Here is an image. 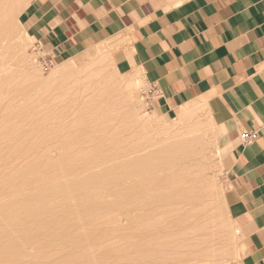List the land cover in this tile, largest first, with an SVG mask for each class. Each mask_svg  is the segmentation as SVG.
Instances as JSON below:
<instances>
[{
  "label": "rangeland",
  "instance_id": "374dc122",
  "mask_svg": "<svg viewBox=\"0 0 264 264\" xmlns=\"http://www.w3.org/2000/svg\"><path fill=\"white\" fill-rule=\"evenodd\" d=\"M29 3H30V0H9V4L6 5L8 7L5 6L6 11L4 10L5 13L3 14V17L0 15L2 18V19L0 18V20H2L1 22L3 23V25L8 27V29L10 31L9 33H11L10 34L11 38L10 37L7 38V37H3V36L0 37V79H1L0 80V109H1L0 110V116L2 117V119L0 117V119H1L0 120V124H1L0 125V131H1L2 126L5 123L6 119H8V117L9 118L10 117H20L21 114L23 117H24V115H26L24 117V119L28 117L27 119H25L26 121L25 120L23 121V117H20L21 121L23 122V125L26 127L25 129H27V127H28L26 125L31 124V122H29V121L32 119L33 120V121L31 120L32 124L36 120L39 122L36 121L35 123L41 122V124H42V122H44L42 124L43 129L40 126V128L42 129L43 132L49 131L47 133L51 134V133H53L52 131L55 128L58 129V127L59 126L61 127V125H63L61 128L64 131L66 129V127H64V126L68 125L69 121L71 122V121H74L76 119L78 109L81 107V105L83 103L87 102L88 99L90 100V99L94 98L96 95L107 94L108 92H111L112 89H114V87H117L119 90V93H120L119 95L122 94L121 96H124V97L120 98L121 96H119V98H120L119 101L115 102L117 104V107H116V105H114V106L111 105L110 108H108L111 117L116 116L113 118V119H115L114 123L112 124L114 127L112 126L113 128L111 129V131H113V132H110V135H111V133L113 135L116 134V136L119 138V139H117V137L114 136L116 138V140H118V141L120 140V141L124 142L123 143L124 148L122 147L121 148L122 151L120 150L121 154L123 151L124 152H123V157H121L122 155L119 152L118 155H121L120 157H118V155L116 154L112 158H110L109 160L106 159L104 161L105 163H102L103 162L102 161L99 163V165H96V166L90 165L89 167L86 166L85 168H81L84 170H81L80 168H78L79 173L76 170L75 172L72 173V175H71L72 177L70 176V174H69V176L67 175L68 172H58L59 174H56L58 179L52 178L49 180L47 179V181H46L47 177L45 175H48V174H46L44 172H41V173L39 172L38 174H36L32 183H30L31 181L29 183H27V185H26L27 190L25 189L26 191H24V189H23V191L21 193L26 192L28 194L30 192L39 191L41 189H44L47 186H51V185L53 186L59 182L66 184L67 182H69L70 179H73L74 177L76 179H84V177L86 178V175L88 177L91 174L102 173V171L105 172V170L107 168L108 169L119 168V166L122 167L123 165H125L126 161H128L129 164H131L137 158L142 159L145 156H146L145 158H147L148 156H151L152 154H154V151L156 153L157 151L162 150L163 148L166 149V146L168 147V146H171L175 143H179V142L184 141V140L187 141V139L189 140L194 136H202V138L203 137H204V139L206 138L207 140L205 139V141L210 143L209 144L210 145V151L207 152V155H199L200 157L199 156H194L193 158L192 157H189V158L188 157H180L182 159L178 158V161L180 159L181 164H179L180 162L177 161V163L175 165V169L180 167L179 170L182 171L181 172V174H182L181 179L183 180L182 182H184V180H185V182H187V184L190 183L189 187L185 183H182L184 190H188V189L191 190L192 189L195 191H200L201 195H203L205 193H208V194L204 195L205 199H204V196H203V198L201 196L200 201H198L197 203H193V206H195V207L198 206V208H201V211L198 208H197L198 210H196L194 207H190V202L185 201L183 199H181V201H180V199L177 200L176 203L173 204V206H170L171 212L175 213V212L180 211V210L184 211L185 210L184 208H186V211H184L183 214L181 213V211L179 213L183 216L185 215V212L188 214V215L187 214L185 215L187 219L184 218V224L186 225V223L188 222L187 228L184 225V226H179V227L175 228L176 231L173 229L170 230L173 233V235H172V233H170L171 234L170 236L172 237V241L169 240L171 237H169V239L165 240L166 239L165 237L167 236L166 232L168 233L170 231L167 229H166V231H163V230H165V228L163 227V223L160 224L161 225L160 226L159 222L157 221L160 219L159 218L160 215L162 217V213L161 214L159 213L158 214L159 216H156L155 221L153 220V221L149 222V220L148 221L145 220V222L142 223L143 224V227H142V224L139 223L140 221L138 220L137 216L141 213H143V215H144L147 212L144 209H143V211H144L143 212L142 209H140L139 207H137L134 204L133 205L131 204V206H130V204L124 205V199H125L124 197L126 194L125 192H126V190L131 189L133 187V185H135V181H136V178L134 176H131L129 179L123 180L122 183L119 186H117V188H115L114 190H112V191L108 190V191L104 192L107 194H102L100 197L95 196L92 198L96 204H104V208L100 209L99 212H98V210H95V209L94 210L92 209L93 210L92 211L91 208L89 210L86 208L83 210H79L81 212L78 211L79 213H77L76 217L71 219V221L69 220L70 222H72L73 220L76 221V219H79L80 221H78V220L77 221H78V223L80 222L81 224L80 223L77 224L76 222H72L74 224V225H72V227L73 226L75 227V224H77L76 225L77 227L71 228L70 227L71 224H69L67 226L66 224H68V222H65V224L63 222H61V223L56 225L57 230H60V228L62 230H65V231L70 229V230H68L67 233L69 234L70 241H74V242H70L73 245L72 244L70 245V243L68 242L69 240L67 242L60 241L58 243H53L50 245L51 247H49L51 249V252H50L49 248H47L48 252L46 253L45 249L41 252V250L39 249V248H41V247H39V245H40L39 243H36L35 241L33 242V241L26 240L24 242L25 244L23 243L24 245H22V248H23L24 252L26 253L25 256L28 253L27 256L28 257L30 256V257L27 258V256H26L24 258L23 262L26 263L28 261L26 264H33V262L31 260H34L35 262L39 261L36 264H39V263L40 264H48V263H50V264L56 263L57 264L59 261H62V259L67 255V253H69V251H70L69 249L72 250L74 248H76L75 253H74L76 262L72 261L71 262L72 264H76V263L78 264V262L82 263V259L81 260L79 259L80 255H81L80 256L81 258L85 257V260L88 261L86 263V261L83 259L84 264H88V263L91 264L92 262H93V264L94 263L100 264V263H104V261L105 262L111 261L110 264H135V263L136 264H142V262L144 261L142 259V257L147 262L149 259H152V261L149 260L150 263H147L146 261H144L143 264H156V262L153 263V261H155V260L157 261L158 259L159 260L163 259V261L158 260L157 264H165L167 259H168L167 260L168 264H234L235 262H237L246 253L247 246H246V239H245L244 233L236 225L235 221L231 218V216L228 213L227 203H226V199H225L227 184H226L225 161L224 160H225L226 155L229 153L230 147H229L227 141L225 140L224 136L222 135V133L219 131V129L216 128L215 124L213 123V120L211 119V116L209 115L205 105L203 103H199V102H190V103H186L183 105L171 107L170 112L162 113L160 111V109L157 107V99H158L159 93H157L153 89V87H152L149 79L145 75L142 67L137 63V61L134 57V54H133L131 39L129 37H125L124 35H120V36L117 35V36L112 37V38L103 39L99 43L95 44L90 50H88L87 52L80 54L78 56H70V57L55 56L51 51L44 48L43 43L40 42L37 38H35L25 27V24L23 21V15H24L25 10L28 7ZM119 38L122 39V42H121L119 47L108 46L111 43H113L115 40H120ZM119 68H122V70L120 71ZM3 75H5V76H3ZM111 76H112V78H111ZM132 78L135 79V85L138 84V86L134 85V88L132 86V87H129V89H128V87H127L128 81L131 80ZM6 79H8V80H6ZM5 84H6V86H5ZM1 88H3V89H1ZM130 88H132L134 90L136 88L138 91L136 90V92H135V91L131 90ZM109 90H111V91H109ZM130 91L131 92L133 91L132 92L133 94H131L132 97L130 94H129L130 96H128V92L130 93ZM136 93H137V96H135ZM81 97L83 100L81 99ZM86 99H87V101H86ZM9 103H11V104L9 105ZM80 103H82V104H80ZM16 104H18V105L16 106ZM6 105L7 106L9 105V106L7 107ZM65 105H68V106H65ZM79 105H80V107H79ZM5 106H6V108H5ZM27 106H28V108H27ZM23 107L25 108L26 111L23 109ZM9 108H10V110H9ZM36 108H37V110H36ZM41 108H45V109H41ZM48 108H49V111L51 109L50 112L47 111ZM29 109L30 110L32 109V110L29 111ZM112 109H113V111H112ZM119 109H121V110H119ZM4 110H6V111H4ZM13 110L15 111V113ZM17 110H18V115L16 113ZM23 110L25 112H29V113H25ZM60 110H61V113L59 112ZM64 110H65V112H64ZM19 111H21V112H19ZM22 111H23V113H22ZM63 112H64V114H63ZM19 113H21V114L19 115ZM29 115H34V116L33 117L30 116V118H29ZM40 115H41V117H40ZM51 115H52V117H51ZM55 115H58V117H56ZM42 116L45 118H43ZM36 118H38V119H36ZM57 120H58V123H56ZM63 120H64V122H67L68 124L62 123ZM46 121L48 123H46ZM51 121H52V123H51ZM54 121H56V122H54ZM25 122H27V123H25ZM118 122H119V124H118ZM55 124L57 125V127H55L56 126ZM46 126H48L47 128H49L50 130L47 129ZM52 128H54V129L52 130ZM61 128H59L58 131H61ZM57 129L55 131H57ZM120 129L124 130L122 132L125 135H121L122 132ZM113 135H111V136H113ZM126 135H128L126 137L127 139L124 137ZM52 136H53V134L51 135L52 139L51 138H49V139H51L53 141L55 139L56 142L55 141L50 142L51 140L48 139L45 141V143H43V142L41 143L42 146L40 148H43V149L45 148L44 150L40 149V151H39L40 153H41V151L42 152L44 151V155H42L43 157H45V155H48L49 158L47 156L45 158H48V159L52 158L53 162H54V160H55V162H59L63 159L64 155H65V157H68V155L71 156L70 153H72V151L75 152L78 150V149H76V148H78L77 146H75V147L73 146L71 148V146L67 147L66 145H64L65 141L63 138L61 139L59 137L60 138L59 139L58 137H52ZM122 137L125 138L126 140L125 139L123 140ZM31 139L36 140V138L34 139V137H32ZM60 141H62V142H60ZM129 142H130V144H128ZM49 143L50 144L52 143L53 146L52 145L49 146ZM62 143H63V145L59 146ZM57 144H59V145H57ZM127 145L131 149H129ZM47 146L49 147L48 149H50L49 151L46 149ZM136 147H137V151H139L138 153L136 151ZM66 148H67V151H66ZM218 148H220L221 154L217 153ZM59 149H61V150H59ZM46 150H47L46 153H48V154L45 153ZM62 150H63V152H65V153L67 152V153L63 154ZM68 151H69V153H68ZM41 154H43V153H41ZM61 155H62V157H59ZM124 155H126L128 157H126ZM223 155H224V159L222 161ZM39 156H40V154H39ZM114 157L116 158V160ZM58 158H60V160ZM22 159H18L17 164L15 163L14 165L21 166L22 165L21 163L23 162V164H24V162L27 161L28 157L23 159V160ZM129 159H130V161H129ZM183 159H185V160L183 161ZM110 160L115 161V162L112 161L113 166L111 165ZM18 163H19V165H18ZM120 163H122V165ZM126 164H128V163L126 162ZM94 167H97V168L94 169ZM56 173H57V171H56ZM75 173H76V175H75ZM40 175H42V176H40ZM73 175H75V176H73ZM39 176H40V178H39ZM41 177L43 179H41ZM59 177H60V179H59ZM38 179H41V180L38 181ZM127 180H129V181L126 182ZM34 181H36L37 183ZM203 181H205V182H203ZM200 182H203L204 185L208 186V188L204 189L207 186L204 187L203 183H200ZM20 183H19L20 185H23L22 182H20ZM47 183H48V185H47ZM128 183H129V186L127 185ZM34 185H35V187H34ZM118 187H120V188H118ZM121 187H122V189H121ZM202 187H203V189H202ZM196 189H198V190H196ZM201 190H203V191H201ZM204 190H207L208 192L207 191L205 192ZM108 193H110V194H108ZM23 195H25V194H23ZM119 197H121L120 200H119ZM7 199L9 200L10 198H7ZM203 199L206 202L203 201ZM114 200H115V202H114ZM201 200H202V202H201ZM4 201L6 202V198L0 197V204L5 203ZM106 201H107V203H106ZM120 202H121V205L119 207L114 205V204H117ZM180 202L183 204L187 202L188 204H185V206H184ZM200 202H201V204L203 203L204 205L202 204V206H201ZM113 205L116 208L113 207ZM181 205L184 206L183 209L181 208L182 207ZM207 205H208V207H207ZM191 206H192V204H191ZM117 208L119 211L117 210ZM120 208H122V209H120ZM167 209H169V207ZM187 209H188V211L189 210L190 211L187 212ZM137 210H138V212H137ZM161 210H164V209H161ZM88 211H90V213ZM129 211L131 212V214ZM133 211H136L135 214ZM191 211L193 213H191ZM194 211H197V212H194ZM86 212H88V213L85 214ZM206 212H208V213H206ZM106 213H107V215H106ZM110 214H112V215H110ZM128 214H129V216H128ZM90 215L93 217L92 221H90L91 220ZM193 215H195V216H193ZM21 216L23 217L24 214ZM88 216H89L90 220H88V222L86 221V223H85L84 222L85 217L87 220V219H89V218H87ZM96 217H97V220H96ZM104 217H105V219H104ZM116 217H117V220H116ZM195 218H196V220H195ZM102 219H104V220H102ZM188 219L189 220L191 219V220L189 221ZM95 221H96V223L94 225ZM137 221H138V223H137ZM185 221H187V222H185ZM197 221H199V222H197ZM148 222L153 224V225H155V223H157L161 228V232L159 234H157V236H159V238H161L163 241L164 240L166 242L169 241L168 245L171 242L170 245L173 247V248H171V247H169L170 245L169 246L164 245V248H165L164 249L163 246H161L160 252L163 253L162 254L163 257L161 255L160 258H158V259H157V256H156V258L151 257V256H148L146 254H143L139 250L141 245H146V244L149 245L148 243H150L149 242L150 238H151L150 240L152 243L155 239L154 238L155 236L153 234H151V230H150L152 225L150 224L151 226L150 225L148 226V224H149ZM195 222L197 223V225L195 224ZM205 222H207V223H205ZM212 222H213V224H212ZM1 223L3 224V222H0V224ZM89 223H91V224H89ZM106 223H107V225H106ZM144 223L145 224L147 223L146 225L148 226L150 231L148 230L146 225L144 226ZM92 224H93V226L90 227V225H92ZM137 224H139V225H137ZM200 224H202V225L200 226ZM206 224H208L209 226H207ZM64 225H65L66 229H64V227L62 228V226H64ZM79 225H81V226H79ZM30 226H31L30 230L33 231L34 226L33 225H30ZM204 226H206V227H204ZM79 227L81 228V230L83 229L82 230L83 232L79 231V229H80ZM86 227L88 228V233L86 232V230H87ZM93 227L97 228V230H95V228H93ZM135 227H137L136 230H134ZM140 227H142V228H140ZM162 227H163V229H162ZM211 227H214V228L212 229ZM182 228H183V230H182ZM197 228H199V229L197 230ZM203 228L207 232L205 230H204L205 231L204 232ZM141 229H143V230L147 229L146 231H149L150 235L148 234L149 232H146V231L142 232ZM99 230L101 231L102 235L99 234L100 233ZM111 230H114V232H112ZM131 230L133 233L129 232ZM184 230H186V231H184ZM196 230L199 233L196 232ZM0 231H1V234L4 233V230H0ZM32 231L29 232L28 234H31ZM71 231H72V234L74 233L75 237L72 234H70ZM76 231H79V232L77 233ZM97 231H98V233H97ZM119 231L120 232L122 231V232L120 233ZM134 231H137V232L135 233ZM202 231L204 233H202ZM75 232H76V235H75ZM118 232H119V234H117ZM180 232L183 233V235H182L183 238H181L182 236L178 237V234L181 235ZM185 232H187V233H185ZM213 232H215L214 233L215 238L213 237L214 235L213 236L211 235V234H213ZM6 233H8V232L5 231V234ZM80 233H82V234H80ZM13 234H15L16 237L20 238V236H18V233L17 234L13 233ZM122 234H125L124 235L125 237L128 235V237H126V238L122 237L121 238L120 236H123ZM79 235L82 237V242H78L76 244L74 238H77V236H79ZM96 235H98V236H96ZM130 235H131V238L129 237ZM162 235H163V238H165V239H163L161 237ZM164 235H166V236H164ZM175 235H177V236H175ZM185 235H187L188 237H186ZM200 235H202L203 239L201 238ZM83 236H84V238H83ZM113 236L114 237L117 236L116 237L117 239L114 238ZM118 236L120 237V239L118 238ZM136 236L137 237L139 236L140 238L139 237L137 238ZM149 236H150V238H149ZM157 236H156V239H158ZM173 236L176 238L174 239ZM184 236L186 237V240H185ZM207 236L208 237L211 236L212 239L209 238L208 241L206 240L207 242H205L204 238H208ZM95 237H97V239ZM145 239L147 241H145ZM152 239H153V241H152ZM177 239H178V241L175 242V240H177ZM179 239H181V241ZM182 239H183V241H182ZM89 240L91 242H89ZM141 240H143V241H141ZM184 240L186 242L187 241L188 242L185 244ZM212 240H214V241H212ZM216 240H217V243H216ZM28 241H29V243H28ZM83 241H84V243H83ZM179 241L183 242V243L179 244ZM189 241L191 242V244ZM203 241L205 242V245H204ZM92 242H97L98 245L101 242V244L99 246L98 245L96 246V243L95 244L93 243V246H92V245H90V244H92ZM112 242L113 243L115 242L114 243L115 246H113ZM124 243H125V246L128 243V245L126 247L127 249L125 248V246H122V244H124ZM174 243H175V246H173ZM61 244H64V245H61ZM67 244H68V246L66 247ZM75 244H76V247H75ZM83 244H84V246H83ZM116 244H118V245L116 246ZM131 244H133V245H131ZM136 244H139V246L136 247ZM69 245L71 248L69 247ZM101 245H102V247H101ZM181 245H182V247L184 245L183 250H182ZM185 245L188 246V247H186L187 249L185 248ZM109 246L112 248V250ZM118 246H120V247L118 248ZM68 247H69V249H68ZM128 247H131L132 249L128 248ZM175 247H177L176 249L181 248V250L180 249L176 250V249H174ZM79 248H80V252H81V249L82 250L85 249L86 252L88 249L89 253L92 250V252H91V254H88V252L82 253V254L86 255V256H84L82 254H79ZM94 248H95V252L93 250ZM105 248L107 250H110V252H112V253H109V254L103 253V249H104V252H107V250ZM108 248H110V249H108ZM120 248L121 249L123 248V249L121 250ZM161 248H163L164 252ZM166 248H167V250L170 249V250H168L169 253L171 252L170 255L172 256L170 259L166 258V256L167 257L170 256V255L169 256L167 255L168 253L166 252ZM66 249H68V250H66ZM99 249H102V250H99ZM114 249H115V252H114ZM128 249H129V253H128ZM35 250H36V252H35ZM39 250L41 253H43L42 254L43 256L45 255L44 258L41 255H40L41 258L37 257L40 254ZM130 250H133V253L130 252ZM137 250H138V252H137ZM175 250H176V252H175ZM83 252H84V250H83ZM100 252L103 254H106L108 256L111 254L112 255L109 256L110 258L108 259V256L102 255ZM118 252L120 253L119 255H118ZM123 252L125 254H123ZM183 252L186 254H184ZM59 253H60L61 257L59 255ZM113 253H114V255H113ZM126 253H128V254H126ZM62 254H64V255L62 256ZM165 254H166V256H165ZM172 254L174 255V259H173ZM177 254H179V255H177ZM87 255L92 256V257L88 256L89 260H87V258H86ZM140 255H142V257ZM184 255H185V257H184ZM33 256H35V257L33 258ZM93 256H95L97 261H96V259L94 260ZM97 256H99V257L101 256V257L99 258ZM112 256H114V257H112ZM146 256L150 257V258H147ZM164 257H165V259H164ZM57 258L58 259L61 258V259L58 260ZM91 258L93 259V261ZM120 258L122 260H120ZM55 259L58 261H55ZM140 259H142V260H140ZM40 260H42V261H40ZM44 260H46L47 262ZM109 262H107L105 264H109Z\"/></svg>",
  "mask_w": 264,
  "mask_h": 264
},
{
  "label": "crops",
  "instance_id": "0c3cea01",
  "mask_svg": "<svg viewBox=\"0 0 264 264\" xmlns=\"http://www.w3.org/2000/svg\"><path fill=\"white\" fill-rule=\"evenodd\" d=\"M23 21L61 57L129 37L162 113L205 105L230 147L225 199L247 246L234 264H264V0H30Z\"/></svg>",
  "mask_w": 264,
  "mask_h": 264
},
{
  "label": "bare ground",
  "instance_id": "6f19581e",
  "mask_svg": "<svg viewBox=\"0 0 264 264\" xmlns=\"http://www.w3.org/2000/svg\"><path fill=\"white\" fill-rule=\"evenodd\" d=\"M9 4V0H0V15L3 17V14L5 13V6ZM8 7V6H6ZM3 10V11H2ZM5 10V11H4ZM3 12V13H2ZM0 16V18H1ZM2 19V18H1ZM2 20H0V37L3 36V37H10L11 38V33H9V29L8 27H6L5 25H3V23L1 22ZM5 26V27H4ZM10 35V36H9ZM120 36V35H119ZM122 38V37H121ZM119 38L120 40H115L113 43H111L110 47H119L121 42H122V39ZM31 57V56H30ZM66 63V62H65ZM110 66V65H109ZM112 66V65H111ZM36 69V68H35ZM56 70V69H55ZM111 70V69H110ZM109 70V71H110ZM119 70L121 71L122 68H119ZM38 72V71H37ZM36 72V73H37ZM108 72V71H107ZM106 72V73H107ZM105 73V74H106ZM108 74V73H107ZM110 75V74H109ZM5 76V75H3ZM9 76V75H8ZM132 76V75H131ZM2 78V77H1ZM110 78V77H109ZM112 78V76H111ZM14 79V78H13ZM107 79V78H106ZM1 80V79H0ZM8 80V79H6ZM137 80V79H136ZM12 81V80H11ZM37 82V81H36ZM106 83V82H105ZM119 83V82H118ZM122 83V82H121ZM124 83V82H123ZM11 84V83H10ZM125 84V83H124ZM127 84V83H126ZM20 85V84H19ZM38 85V84H37ZM109 85V84H108ZM112 85V84H111ZM114 85V84H113ZM134 85H135V79L132 78L131 80L128 81V84H127V87L129 89V87H132L134 88ZM6 86V84H5ZM9 86V85H8ZM116 86V85H115ZM118 86V85H117ZM135 86H138L135 85ZM33 87V86H32ZM121 87V86H120ZM3 89V88H1ZM112 89V88H111ZM120 89V88H119ZM131 90L135 91L136 92V88L135 90L130 88ZM18 90V89H17ZM10 91V90H9ZM13 91V90H12ZM19 91V90H18ZM105 91V90H104ZM111 91V90H109ZM132 91V92H133ZM138 91V90H137ZM121 92V91H120ZM131 91L130 93L128 92V96H130L131 94H133ZM19 93V92H18ZM123 93V92H122ZM3 94V93H2ZM15 94V93H14ZM13 94V95H14ZM101 94V93H100ZM103 94V93H102ZM119 90L117 87H114V89H112L111 92H108L107 94H104V95H96L94 98L92 99H86L87 102L85 103H80L82 104L81 107L79 105V109H78V112H77V117L74 121H69L68 123L67 122H63L62 123H67L68 125L64 126L66 127V129L63 131V129L61 128L63 125H61V127L59 126V128H61V131H58L57 128H52V132L53 133H47L49 131H45L43 132L42 129V124L44 122H41L40 123H35L33 122L32 124V121L30 120L29 122H31V124L29 125H26L28 126L27 129H25L26 127L23 125V122L21 121L20 117H23L21 113H19V115L21 114L20 117H8V119H6L4 125L2 126L1 128V131H0V197H5L6 198V202L5 203H1L0 204V222H3V224L1 223L0 224V230H4V233L1 234V231H0V264H24L25 262L24 261V258L28 255L25 256V252L22 248V245H24L25 241L26 240H29V241H35L36 243H39V248L41 250V252L45 249L46 250V253L48 252L47 248L51 247L50 245L53 244V243H58L60 241H64V242H74V241H70V237H69V234L67 233L68 230H62L60 227V230H57L56 228V225L63 222L65 224V222H68V224H66L67 226L69 224L71 228H75L77 227L76 225L79 224L78 221H80L79 219H76L73 220L72 222H76L77 224H75V227L72 225H74L71 221V219L75 218L77 213L81 212L79 210H83V209H90L91 210L95 209V210H98V212L100 211V209H103L104 208V204H96L94 201H93V197L97 196V197H100L102 194H107V193H104L105 191H112L114 190L115 188H117V186H119L123 180H126V179H129L131 176H134L136 178V181H135V185H133V187L131 189H128L126 190V194H125V199H124V205H129L131 206V204L133 205H136L137 207H139L140 209H143L147 212L146 214L143 215V213L139 214L137 216L138 220L140 221L139 223H143L145 222V220H149L150 221H155L156 219V216H159L158 214L162 213V217L160 215V219L157 220L159 222V225L163 223V227L165 228V230L163 231H166L167 230H175V228L179 227V226H184V218H186V212H185V217L183 215H181L179 212L181 211V213L183 214L184 211H186V208H184L185 210H180V211H177V212H171L170 211V206H173V204L176 203L177 200L180 199H183L185 201H188L190 202V207H194L196 210L200 209L201 211V208H198L193 206V203H197L198 201H200L201 199V196L203 198V196L205 194H208V193H205L203 195L200 194V191H195V190H184L183 188V184L182 183H185L188 187H189V184H187V182H182L183 180L181 179V172L179 170V168L175 169V165L178 161V158L180 157H194V156H199V155H207V152L210 151V143H208L207 141H205L204 137L202 138V136H194L192 137L191 139H187V141H181L179 143H175L171 146H166V149H162V150H159L155 153L154 151V154H152L151 156H148L147 158H142V159H136L135 161H133V163L129 164L128 161H126L128 164H126L125 162V165H123L122 167L119 166V168H110V169H104V171H102V173H95V174H91L90 176L87 177L86 175V178L84 177V179H76L75 177L73 179H70L69 182H67L66 184L65 183H57L55 185H51V186H47L45 187L44 189H41L39 191H34V192H30V193H21L24 189V191H26V185L27 183H32L33 179L35 178L36 174H38L39 172H44L48 175H45L46 177V181L47 179H58V177L56 176V174H59L58 172H68V176L70 174V176L72 175L73 172H75L77 170V172L79 173L78 171V168H85L86 166H90V165H93V166H96V165H99L100 162L102 163H105L104 161L107 159L109 160L110 158H112L114 155H118V153L120 152V150L122 151V147L124 148L123 146V141H118L116 140L115 137L116 134H112L113 136L110 135V132H113L111 131V129L114 127L112 124L114 123V120L113 119L114 117H111L110 113H109V109L111 105H116L117 107V104L115 103L116 101H119L120 98L124 97V96H121L119 95ZM130 94V95H129ZM23 95V94H22ZM92 95V94H91ZM119 96H121L119 98ZM127 96V97H128ZM135 96H137V93L135 94ZM19 97V96H18ZM93 97V96H92ZM132 97V95H131ZM3 98V97H2ZM77 99V98H76ZM82 99V97H81ZM132 99V98H131ZM17 100V99H16ZM83 100V99H82ZM24 101V100H23ZM81 101V100H80ZM13 102V101H12ZM11 102V103H12ZM71 102V101H70ZM76 102V101H75ZM9 103V105L11 104ZM118 103V102H117ZM122 103V102H121ZM25 104V103H24ZM67 104V103H66ZM4 105V104H3ZM8 105V106H9ZM18 104H16L17 106ZM21 105V104H20ZM69 105V104H68ZM68 105H65V106H68ZM123 105V104H122ZM121 105V106H122ZM7 106V105H6ZM5 106V108H6ZM7 106V107H8ZM29 106V105H28ZM27 106V108H28ZM78 106V105H77ZM42 107V106H41ZM47 107V106H46ZM58 107V106H57ZM4 108V107H3ZM22 108V107H21ZM26 108V109H27ZM35 108V107H34ZM70 108V107H69ZM188 108V107H187ZM190 108V107H189ZM8 109V108H7ZM23 109L25 110V108L23 107ZM41 109H45V108H41ZM1 110V109H0ZM10 110V108H9ZM15 110V109H14ZM13 110V111H14ZM22 110V109H21ZM23 110V111H24ZM32 110V109H31ZM29 109V111H31ZM37 110V108H36ZM35 110V111H36ZM47 110V109H46ZM55 110V109H54ZM58 110V109H57ZM67 110V109H66ZM121 110V109H119ZM6 111V110H4ZM22 111V113H23ZM26 111V110H25ZM24 111V112H25ZM43 111V110H42ZM49 111V108L48 110ZM46 111V112H47ZM51 111V109H50ZM49 111V112H50ZM53 111V110H52ZM111 111V110H110ZM113 111V109H112ZM117 111V110H116ZM12 112V111H11ZM21 112V111H19ZM44 112V111H43ZM61 113V110L59 111ZM65 112V110H64ZM63 112V114H64ZM76 112V111H75ZM9 113V112H8ZM15 113V111H14ZM17 115H18V110H17ZM25 113H29V112H25ZM54 113V112H53ZM67 113V112H66ZM69 113V112H68ZM2 114V113H1ZM4 114V113H3ZM31 114V113H30ZM51 114V113H50ZM13 115V114H12ZM16 115V116H17ZM24 115V114H23ZM66 115V114H65ZM68 115V114H67ZM14 116V115H13ZM26 115H24L25 117ZM30 116H34V115H29V118ZM56 117H58V115H55ZM54 116V117H55ZM1 117V116H0ZM23 117V121L27 118L24 119ZM31 117V118H32ZM37 117V116H36ZM41 117V115H40ZM43 117V116H42ZM52 117V115H51ZM35 118V117H34ZM45 118V117H43ZM2 119V117H1ZM0 119V120H1ZM19 119V120H18ZM38 119V118H36ZM56 119V118H55ZM130 119V118H129ZM4 120V119H3ZM52 120V119H51ZM54 120V119H53ZM117 120V119H116ZM26 121V120H25ZM48 121V120H47ZM46 121V123H48ZM2 122V121H1ZM28 122V123H29ZM39 122V121H37ZM56 122V121H54ZM61 122V121H60ZM27 123V122H25ZM52 123V121H51ZM58 123V120L57 122ZM130 123V122H129ZM3 124V123H2ZM41 124V125H40ZM119 124V122H118ZM1 125V124H0ZM47 125V124H46ZM56 125V124H55ZM65 125V124H64ZM40 126L42 127V129L40 128ZM49 126V125H48ZM46 126V128L48 127ZM54 126V125H53ZM113 126V127H112ZM52 127V126H51ZM50 127V128H51ZM57 127V125L55 126ZM29 128V129H28ZM49 129V128H47ZM57 129V131H55ZM50 130V129H49ZM121 130V129H120ZM119 130V131H120ZM55 131V132H54ZM124 131V130H121V132ZM198 131V130H197ZM117 133V132H116ZM129 133V132H128ZM53 134L52 137H60L61 139L63 138L64 139V145H66L67 147L68 146H71V148L74 146H77L78 149L77 151L70 153L71 156L68 155V157H65V155L63 156V159L61 161L60 158H58L59 162H54L52 161V158L48 159V155H45V157L47 156L48 158H45L43 157L42 155H44V151L41 153L40 149L42 150L43 148H40L42 146V142L45 143L46 140H48L49 138H51V135ZM121 135H125L123 132ZM115 136V137H114ZM119 136V135H118ZM128 135L124 136L125 138L127 137ZM32 137H34V139L36 138V140H33L31 139ZM59 138V139H60ZM121 138V137H120ZM123 138V137H122ZM123 138V140L125 139ZM52 139V138H51ZM49 139V140H51ZM117 139H119L117 137ZM127 139V138H126ZM125 139V140H126ZM207 140V139H206ZM53 140H51L50 142H52ZM55 141V139H54ZM53 141V142H54ZM58 141V140H57ZM56 142V141H55ZM62 142V141H60ZM113 143V144H112ZM130 144V142L128 143ZM53 144L49 143V146ZM55 145V144H54ZM59 145V144H57ZM63 145L60 144L59 146ZM138 145V144H137ZM46 146V145H45ZM58 146V147H59ZM128 146V145H127ZM136 146V145H135ZM55 147V146H54ZM49 147L47 146V150L49 151L50 149H48ZM129 148V146H128ZM45 149V148H44ZM43 149V150H44ZM56 149V148H55ZM58 149V148H57ZM131 149V148H129ZM47 150L45 151V153L47 152ZM61 150V149H59ZM70 150V149H69ZM38 151V152H37ZM66 151H67V148H66ZM136 151H137V147H136ZM63 152V150H62ZM124 152V151H123ZM123 152L121 154L122 155H118V157H123ZM139 151H137L138 153ZM40 156H39V154ZM65 152H63L64 154ZM67 153V152H66ZM65 153V154H66ZM69 153V151H68ZM211 153V152H210ZM217 153L221 154V150L220 148L217 149ZM48 154V153H46ZM131 155V154H130ZM129 155V156H130ZM126 156V155H124ZM27 161L23 162L20 164L21 166H17V165H14L15 163L17 164V160L18 159H25L27 158ZM59 157H62L59 156ZM65 157V158H64ZM128 157V156H126ZM131 157V156H130ZM143 157V156H142ZM200 157V156H199ZM115 158V157H114ZM22 159V160H23ZM122 159V158H121ZM182 159V158H180ZM180 159L178 162H180ZM191 159V158H190ZM189 159V160H190ZM57 160V159H56ZM116 160V158H115ZM185 159H183L184 161ZM192 160V159H191ZM20 161V160H19ZM18 161V162H19ZM111 161V160H110ZM113 161V160H112ZM112 161H111V165L113 166L112 164ZM130 161V159H129ZM115 162V161H113ZM122 165V163H120ZM124 164V163H123ZM181 164V162L179 163ZM191 164V163H190ZM19 165V163H18ZM115 167V166H114ZM118 167V166H117ZM177 167V166H176ZM97 168V167H94V169ZM183 168V167H182ZM181 168V169H182ZM87 169V168H86ZM99 169V168H98ZM185 169V168H184ZM81 170H84V169H81ZM183 170V169H182ZM57 171V173H56ZM187 171V170H186ZM61 174V173H60ZM197 174V173H196ZM66 175V174H65ZM76 175V173H75ZM73 175V176H75ZM42 176V175H40ZM39 176V178H40ZM44 176V175H43ZM72 177V176H71ZM66 178V177H65ZM69 178V177H68ZM67 178V179H68ZM41 179H43L41 177ZM41 179H38L41 180ZM60 179V177H59ZM36 180V179H35ZM45 180V179H44ZM132 180V179H131ZM130 180V181H131ZM129 180H127L126 182H128ZM133 181V180H132ZM22 182L23 185H20ZM36 182V181H34ZM41 182V181H40ZM125 182V181H124ZM123 182V183H124ZM205 182V181H203ZM203 182H200V183H203ZM18 183V184H17ZM20 183V184H19ZM37 183V182H36ZM35 183V184H36ZM49 183V182H48ZM47 183V185H48ZM132 183V182H131ZM130 183V184H131ZM46 184V183H45ZM51 184V183H50ZM20 185V186H19ZM40 185V184H39ZM129 186V183L127 184ZM30 186V185H29ZM127 186V187H128ZM185 186V185H184ZM191 186V185H190ZM200 186V185H199ZM203 186L206 187L207 185H204L203 183ZM35 187V185H34ZM194 187V186H193ZM197 187V186H196ZM195 187V188H196ZM120 188V187H118ZM125 188V187H124ZM123 188V189H124ZM208 186L204 189H207ZM26 189V190H25ZM33 189V188H32ZM39 189V188H38ZM122 189V187H121ZM203 189V187H202ZM118 190V189H117ZM198 190V189H196ZM203 191V190H201ZM205 192L207 190H204ZM208 192V191H207ZM113 193V192H112ZM22 194V195H21ZM25 194V195H23ZM110 194V193H108ZM123 194V193H122ZM113 195V194H112ZM116 195V194H115ZM208 196V195H207ZM13 197V198H12ZM209 197V196H208ZM7 198H10L9 200ZM121 197H119V200H120ZM204 199H205V196H204ZM203 199V201H205ZM210 199V198H209ZM207 200V199H206ZM118 201V200H117ZM3 202V201H2ZM113 202V201H112ZM115 202V200H114ZM202 202V200H201ZM200 202V204H201ZM206 202V201H205ZM204 202V203H205ZM107 203V201H106ZM109 203V202H108ZM178 203V202H177ZM181 203V202H180ZM183 204V203H181ZM185 204H188L187 202L184 203L183 205L185 206ZM192 204V206H191ZM203 204V203H202ZM201 204V206H202ZM115 206L119 207L121 205V202L120 203H117V204H114ZM113 205V207H115ZM204 205V204H203ZM106 206V205H105ZM112 206V205H111ZM182 206V205H181ZM182 206L181 208L183 209ZM200 206V205H199ZM200 206V207H201ZM169 207V209H167ZM180 207V206H179ZM208 207V205H207ZM107 208V207H106ZM116 208V207H115ZM131 208V207H130ZM198 208V209H197ZM122 209V208H120ZM125 209V208H124ZM161 209H164V210H161ZM172 209V208H171ZM174 209V208H173ZM203 209V208H202ZM206 209V208H205ZM208 209V208H207ZM90 210V211H91ZM92 210V211H93ZM118 210V208H117ZM177 210V209H176ZM210 210V209H209ZM79 211V212H78ZM87 211V210H86ZM90 211H88L90 213ZM119 211V210H118ZM141 211V212H142ZM190 211V210H189ZM188 209H187V212H189ZM88 212H86L85 214H87ZM108 212V211H107ZM130 212V211H129ZM134 214L136 211H133ZM138 212V210H137ZM144 212V211H143ZM194 212H197V211H194ZM83 213V212H82ZM110 213V212H109ZM117 213V212H116ZM191 213H193L191 211ZM208 213V212H206ZM212 213V212H211ZM210 213V214H211ZM24 216L22 217L21 215ZM84 214V213H83ZM96 214V213H95ZM114 214V213H113ZM126 214V213H125ZM131 214V212H130ZM203 214V213H202ZM80 215V214H79ZM107 215V213H106ZM112 215V214H110ZM118 215V214H117ZM121 215V214H120ZM124 215V214H123ZM188 215V214H187ZM212 215V214H211ZM21 216V217H20ZM98 216V215H97ZM100 216V215H99ZM102 216V215H101ZM122 216V215H121ZM125 216V215H124ZM129 216V214H128ZM135 216V217H136ZM190 216V215H189ZM195 216V215H193ZM82 217V216H81ZM91 217V220L89 218V216L86 220V217H85V223L86 221L88 222V220L92 221L93 217L90 215ZM115 217V216H114ZM134 217V218H135ZM188 217V216H187ZM78 218V217H77ZM95 218V217H94ZM99 218V217H98ZM112 218V217H111ZM190 218V217H189ZM201 218V217H200ZM100 219V218H99ZM105 219V217H104ZM102 219V220H104ZM158 219V218H157ZM187 219V218H186ZM202 219V218H201ZM205 219V218H204ZM210 219V218H209ZM213 219V218H212ZM70 220V221H69ZM78 220V221H77ZM96 220H97V217H96ZM101 220V221H102ZM114 220V219H113ZM116 220H117V217H116ZM189 220V219H188ZM187 220V221H188ZM191 220V219H190ZM189 220V221H190ZM196 220V218H195ZM146 221V222H147ZM156 221V222H157ZM185 221V222H187ZM201 221V220H200ZM82 222V221H81ZM99 222V221H98ZM115 222V221H114ZM148 222V223H149ZM199 222V221H197ZM93 223V222H92ZM96 221L94 222V225H95ZM138 223V221H137ZM155 223V222H154ZM183 223V224H182ZM207 223V222H205ZM81 224V223H80ZM84 224V223H83ZM91 224V223H89ZM88 224V225H89ZM147 224V223H146ZM144 223V226L146 225ZM151 223L148 224V226L150 225ZM155 223V225L151 224V234H153L155 237L153 243L151 242V238L149 236V242L151 243H148L149 245H141L140 246V252H142L143 254H146L148 256H151V257H155L157 256V259L160 258V256L163 254L162 252H160V247L163 246L164 248V245L165 246H169L171 244L168 245V242L169 241H165L167 239H169V237H171L170 233H172L171 231L170 232H166V236L165 238H163V235L161 236L163 239H165L164 241L159 238V236H157V234H159L161 232V228L160 226ZM182 224V225H181ZM187 224L188 222L186 223L185 227L187 228ZM195 224L197 225V223L195 222ZM213 224V222H212ZM30 225H33L34 226V230H30L31 226ZM98 225V224H97ZM101 225V224H100ZM103 225V224H102ZM107 225V223H106ZM139 225V224H137ZM202 224H200L201 226ZM207 226H209L208 224H206ZM215 225V224H214ZM213 225V226H214ZM217 225V224H216ZM81 226V225H79ZM84 226V225H83ZM93 226L90 225V227ZM141 226V225H140ZM147 226V225H146ZM147 226V228H148ZM195 226V225H194ZM212 226V225H211ZM64 227V229H66L65 225L62 226V228ZM88 227V226H87ZM86 227V232L88 233V228ZM121 227V226H120ZM133 227V226H132ZM142 227H143V224H142ZM140 227V228H142ZM162 227V229H163ZM197 227V226H196ZM206 227V226H204ZM80 228V227H79ZM95 228V227H93ZM92 228V229H93ZM137 227H135L134 230H136ZM146 228V227H145ZM184 228V227H183ZM182 228V230H183ZM212 229L214 227H211ZM218 228V227H217ZM85 229V228H84ZM121 229V228H120ZM185 229V228H184ZM195 229V228H194ZM199 228H197L198 230ZM83 230V229H82ZM81 228L79 229V231H82ZM90 230V229H89ZM94 230V229H93ZM92 230V231H93ZM95 230H97V228H95ZM105 230V229H104ZM119 230V229H118ZM142 232L143 231H146V230H143L141 229ZM149 230V228H148ZM149 230V231H150ZM196 230V232H198ZM201 230V229H200ZM199 230V231H200ZM205 229L203 228V231ZM211 230V229H210ZM5 231L8 232L5 234ZM11 231V232H10ZM31 234H28L29 232H31ZM79 231H76L77 233ZM109 231V230H108ZM112 232H114V230H111ZM124 231V230H123ZM149 231H146V232H149ZM176 231V230H175ZM181 231V230H180ZM186 231V230H184ZM202 231V233H204ZM70 232V231H69ZM76 232H75V235H76ZM83 232V231H82ZM96 232V231H95ZM99 234H101V231L99 230ZM120 232V231H119ZM119 232L117 234H119ZM122 232V231H121ZM120 232V233H121ZM129 232H132L129 231ZM135 233L137 231H134ZM179 232V231H178ZM177 232V233H178ZM189 232V231H188ZM207 232V231H206ZM211 232V231H210ZM13 233H18V236H20V238L16 237L15 234ZM98 233V231H97ZM116 233V232H115ZM133 233V232H132ZM139 233V232H138ZM176 233V234H177ZM187 233V232H185ZM184 233V234H185ZM199 233V232H198ZM212 233V232H211ZM215 232H213V234H211L214 238H215ZM217 233V232H216ZM72 234V231L71 233ZM82 234V233H80ZM95 234V233H94ZM128 234V233H127ZM126 234V235H127ZM140 234V233H139ZM143 234V233H142ZM150 235V232L148 233ZM181 235L178 234V237L182 236L183 233L180 232ZM74 236V233L72 234ZM109 235V234H108ZM123 236H120L121 238L125 237L124 235L125 234H122ZM134 235V234H133ZM144 235V234H143ZM173 235V233H172ZM90 236V235H89ZM94 236V235H93ZM98 236V235H96ZM141 236V235H140ZM152 236V235H151ZM156 236L158 239H156ZM177 236V235H175ZM186 237H188L187 235H185ZM184 236L185 240H186V237ZM201 238H202V235H200ZM199 236V237H200ZM217 236V235H216ZM75 237V236H74ZM73 237V238H74ZM92 237V236H91ZM114 237V236H113ZM117 237V236H116ZM114 237V238H116ZM120 237L118 236V238L120 239ZM128 237V235L126 236ZM125 237V238H126ZM131 238V235L129 236ZM137 237V236H136ZM139 237V236H138ZM137 237V238H138ZM208 237V236H207ZM84 238V236H83ZM97 239V237H95ZM140 238V237H139ZM145 238V237H144ZM173 238L175 239L176 237L173 236ZM183 238V236L181 237ZM191 238V237H190ZM212 239L211 236H209L208 238H204L205 239V242L208 241V239ZM22 239V240H21ZM75 239V243L77 244L78 242H82V237L79 235L77 236V238H74ZM90 239V238H89ZM99 239V238H98ZM117 239V238H116ZM173 239V240H174ZM188 239V238H187ZM203 239V238H202ZM201 239V240H202ZM103 240V239H102ZM128 240V239H127ZM138 240V239H137ZM144 240V239H143ZM141 240V241H143ZM172 241V237L169 239ZM181 241V239H179ZM185 242V244L188 242ZM207 240V241H206ZM220 240V239H219ZM28 241V243H29ZM85 241V240H84ZM83 241V243H84ZM96 241V240H95ZM101 241V240H100ZM124 241V240H123ZM129 241V240H128ZM140 241V240H139ZM145 241H147L145 239ZM144 241V242H145ZM178 241L175 240V242ZM179 241V244L180 243H183V242H180ZM183 241V239H182ZM214 241V240H212ZM89 242H91L89 240ZM130 242V241H129ZM128 242V243H129ZM143 242V243H144ZM190 242V241H189ZM205 242L203 241L204 245H205ZM24 243V244H23ZM93 243L95 244L96 243V246L98 245L97 242H92V245L93 246ZM99 243V242H98ZM113 243V242H112ZM115 243V242H114ZM113 243V246H115ZM121 243V242H120ZM119 243V244H120ZM127 243V245H128ZM134 243V242H133ZM215 243V242H214ZM216 243H217V240H216ZM33 244V243H32ZM72 243H70L71 245ZM76 244H75V247H76ZM86 244V243H85ZM101 244V242H100ZM99 244V245H100ZM111 244V243H110ZM135 244V243H134ZM178 244V245H179ZM189 244V243H188ZM191 244V242H190ZM196 244V243H195ZM207 244V243H206ZM61 245H64V244H61ZM69 245V247H70ZM73 245V244H72ZM98 245V246H99ZM104 245V244H103ZM118 244H116L117 246ZM121 245V244H120ZM127 245L125 246V243L122 244V246H125V248L127 247ZM133 245V244H131ZM177 245V246H178ZM214 245V244H213ZM218 245V244H217ZM60 246V245H59ZM68 246V244L66 245V247ZM79 246V245H78ZM84 246V244H83ZM139 246V244H136V247ZM175 246V243L174 245ZM65 247V248H66ZM68 247V249H69ZM87 247V246H86ZM102 247V245H101ZM108 247V246H107ZM110 247V246H109ZM120 246H118L119 248ZM135 247V246H134ZM135 247V248H136ZM171 248H173L171 245L169 246ZM182 247V245H181ZM184 247V245H183ZM183 247H182V250H183ZM188 247L185 245V248ZM218 247V246H217ZM55 248V247H54ZM71 248V247H70ZM78 248V247H77ZM111 248V247H110ZM108 248V249H110ZM124 248V249H125ZM128 248H131V247H128ZM163 248H161L163 250ZM168 248V247H167ZM166 248V253L168 256L171 254V252L169 253L168 249L167 250ZM177 247H175L174 249H176ZM190 248V247H189ZM25 249V248H24ZM64 249V248H63ZM66 249V250H68ZM75 249H69V253H67V255L62 259V261H59L57 264H72L71 262L72 261H75ZM106 249V248H105ZM121 249V248H120ZM119 249V250H120ZM123 249V248H122ZM121 249V250H122ZM127 249V248H126ZM132 249V248H131ZM165 249V248H164ZM181 250V248H179ZM179 249H176V250H179ZM187 249V248H186ZM37 250V249H36ZM35 250V252H36ZM39 250V255L37 257H40L43 256ZM50 252H51V249L49 248ZM65 250V249H64ZM84 250V252H83ZM81 249V252H80V248H79V254H82V253H85L86 250L85 249ZM94 252H95V248L93 249ZM98 250V249H97ZM99 250H102V249H99ZM107 250V249H106ZM112 250V248H111ZM136 250V249H135ZM175 250V252H176ZM87 252L88 254H91V252L89 253V250L87 249ZM86 252V253H87ZM114 252H115V249H114ZM130 252L133 253V250H130ZM138 252V250H137ZM164 252V250H163ZM45 253V254H46ZM61 253V252H60ZM59 253V255H60ZM97 253V252H96ZM101 253V252H100ZM103 253H112L110 252V250H107V252H104V249H103ZM101 253L102 255H106V254H103ZM128 253H129V249H128ZM126 253V254H128ZM135 253V252H134ZM180 253V252H179ZM184 253V252H183ZM94 254V253H93ZM98 254V253H97ZM120 253L118 252V255ZM123 254H125L123 252ZM141 254V253H140ZM165 254V256H166ZM186 254V253H184ZM64 254H62L63 256ZM84 255V254H82ZM95 255V254H94ZM101 255V256H102ZM112 255V254H111ZM109 255V256H111ZM114 255V253H113ZM116 255V254H115ZM135 255V254H134ZM173 255V254H172ZM179 255V254H177ZM183 255V254H182ZM32 256V255H31ZM51 256V255H50ZM49 256V257H50ZM56 256V255H55ZM81 256V255H80ZM79 256V259L81 260L82 259V263L84 262L85 260V257L81 258ZM86 256V255H84ZM87 255V260H89V257H92V256H89ZM100 256V257H101ZM108 256V255H106ZM108 256V259L110 258ZM117 256V255H116ZM122 256V255H121ZM120 256V257H121ZM129 256V255H128ZM127 256V257H128ZM137 256V255H136ZM142 257V255H140ZM144 256V255H143ZM159 256V257H158ZM30 257V256H29ZM27 256V258H29ZM35 256H33L34 258ZM45 257V255L43 256V258ZM61 257V255H60ZM94 257V260L96 259L95 256ZM99 257V256H97ZM99 257V258H100ZM114 257V256H112ZM111 257V258H112ZM140 257V258H141ZM147 257V256H146ZM163 257V255H162ZM172 256L170 255L169 257L166 256V258H171ZM176 257V256H175ZM185 257V255H184ZM187 257V256H186ZM41 258V257H40ZM103 258V257H102ZM147 258H150V257H147ZM179 258V257H178ZM177 258V259H178ZM38 259V258H37ZM58 259V258H57ZM61 259V258H60ZM58 259V260H60ZM84 259V260H83ZM92 259V258H91ZM142 259L144 261H146L143 257ZM140 259V260H142ZM165 259V257H164ZM173 259H174V255H173ZM172 259V260H173ZM176 259V258H175ZM180 259V258H179ZM49 260V259H48ZM55 259V261H58ZM100 260V259H99ZM120 260H122L120 258ZM125 260V259H124ZM152 261V259H149ZM148 260L147 263H150ZM159 260V259H158ZM157 260V261H158ZM161 260V259H160ZM159 260V261H160ZM168 260V259H167ZM166 260V263L168 264ZM182 260V259H181ZM33 262V264L39 262H35L34 260H31ZM42 261V260H40ZM46 261V260H44ZM52 261V260H51ZM86 261V260H85ZM91 261V260H90ZM93 261V259H92ZM91 261V262H92ZM97 261V259H96ZM102 261V260H101ZM143 261V262H144ZM157 261H153V263L156 262L157 264ZM163 261V259L161 260ZM177 261V260H176ZM28 262V261H27ZM26 262V263H27ZM47 262V261H46ZM88 261H86L87 263ZM95 262V261H94ZM109 261H104V263H100V264H105ZM111 262V261H110ZM109 262V264H110ZM131 262V261H130ZM136 262V261H135ZM142 262V264H143ZM165 262V261H164ZM172 262V261H171ZM25 263V264H26ZM81 262H78V264H80ZM81 263V264H82ZM97 263V262H96ZM139 263V262H138ZM165 263V264H166ZM40 264V263H39ZM50 264V263H48ZM54 264V263H53ZM56 264V263H55ZM77 264V263H76ZM84 264V263H83ZM89 264V263H88ZM93 264V262L91 263ZM95 264V263H94ZM99 264V263H98ZM136 264V263H135Z\"/></svg>",
  "mask_w": 264,
  "mask_h": 264
},
{
  "label": "built area",
  "instance_id": "2783aa9c",
  "mask_svg": "<svg viewBox=\"0 0 264 264\" xmlns=\"http://www.w3.org/2000/svg\"><path fill=\"white\" fill-rule=\"evenodd\" d=\"M240 136H241L242 143L244 145H249L258 139L259 131L252 130V129L245 130V131H242Z\"/></svg>",
  "mask_w": 264,
  "mask_h": 264
}]
</instances>
